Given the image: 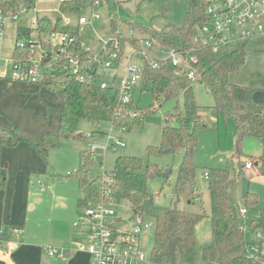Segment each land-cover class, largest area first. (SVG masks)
I'll list each match as a JSON object with an SVG mask.
<instances>
[{
  "label": "trees",
  "instance_id": "obj_1",
  "mask_svg": "<svg viewBox=\"0 0 264 264\" xmlns=\"http://www.w3.org/2000/svg\"><path fill=\"white\" fill-rule=\"evenodd\" d=\"M34 5V0L0 1L2 10L12 13H17L21 9L28 10ZM206 6L205 0H189L180 26L168 25L163 29H156L133 22H128V25L155 38L162 46L181 51L196 69L197 80L213 96V110L222 113L233 122L235 140L229 161L237 159L238 171L232 175L228 167L207 169L209 213L206 214L201 207L197 212H193L155 202L153 196L146 190L148 177L168 176L158 165L147 163L143 166L139 157L119 155L115 159L113 170L108 174L112 179L108 181L102 174H93L90 168L93 158L95 155L100 157L102 149H81L80 165L76 171L78 189L82 194L80 202L86 206L104 198L112 199L114 202L127 201L134 213L151 219L154 222V231L150 255L157 262L259 264L261 257L254 258L248 252L249 245L244 239V215L239 212L240 205L235 197V188L246 160H251L259 173L264 175V100L253 98L256 88L229 80V74L238 70L245 62L243 48L234 49L218 57L209 45L194 40ZM80 7L81 0H60L58 10L61 14L80 16ZM62 19V15L54 20L47 16H37L35 26L17 27L16 40L29 37L43 39L49 32H62L76 39L71 49L77 51L79 46L84 44L79 33V24L77 22L75 25L64 24ZM114 29L115 21L112 19L111 32ZM24 53V50L15 49L14 57L19 58ZM177 70L168 61H159L156 67H152L146 61L143 63L140 87L141 90L149 92L155 100L166 102L174 99L176 102L174 112L166 113L164 116L166 124L162 127L160 144L149 147L148 153L162 155L184 150L173 192L177 196L188 194L191 198L196 189L194 179L197 166L194 157L198 146V131L203 124L199 106L194 99L193 81L189 80L183 71ZM54 74L50 73L38 85H44L60 98L56 132H45L41 141L36 142L20 127L0 128V146L14 147L20 142H26L33 148L49 149L56 147L60 138L84 137L78 132V121L81 117L88 116L87 108L92 105L113 107L115 110L113 125L126 131L133 125L143 122L151 110L149 106L142 112L133 101L134 103L131 102L116 111L118 91L114 85L101 88L96 84L82 82L65 71ZM179 97L182 99L181 107ZM46 110L48 112L50 109L47 107ZM247 135L257 137L261 143V153L256 157L242 154V140ZM242 155L245 160L241 159ZM5 180L6 171L0 167V190L4 187ZM193 200L190 199L188 202ZM257 203V194L246 192L243 196L242 205L246 210L254 208ZM205 216H208L210 221L211 242L201 249V258L196 261L195 228ZM259 226H264V223H260L259 220L250 221V229Z\"/></svg>",
  "mask_w": 264,
  "mask_h": 264
},
{
  "label": "rangeland",
  "instance_id": "obj_2",
  "mask_svg": "<svg viewBox=\"0 0 264 264\" xmlns=\"http://www.w3.org/2000/svg\"><path fill=\"white\" fill-rule=\"evenodd\" d=\"M59 1L34 0L35 5L32 8L28 10L21 9L17 12L15 18L9 16L5 19L0 32L2 47L0 72L6 71L7 74H10L11 65L8 60L14 56L18 26L31 27L37 16H47L54 20L61 15L63 19H68L72 25L76 24L78 15L61 14L58 10ZM91 1L81 0L79 14L86 17L88 21L79 25V33L84 40V44L95 51L101 47L102 40L109 38L112 19L115 21V27L121 32H126L129 29L128 22L151 26L156 29H163L168 25L180 26L189 2V0H98L100 5L97 7L93 6ZM92 12L97 13L100 17L91 18ZM134 33L140 34L142 32L135 28ZM237 48L244 49L245 62L238 70L229 74V80L236 84L254 87L257 89L255 96L264 97V34L259 33L247 40L219 45L214 49V54L219 57ZM125 49L122 56L124 65L127 64V57L133 51L128 44H126ZM157 57L162 58L163 54L158 53ZM134 62L141 64L142 59L134 57ZM192 84L194 99L199 106L203 126L198 131V146L194 157L197 166L194 179L196 189L191 198L188 194L177 196L173 192L184 150L180 149L175 153L162 155L148 153L149 147L160 144L162 127L166 124L164 116L166 113L174 112L176 102L174 99L166 102L155 100L149 92L141 90L140 83L133 91L135 105L142 112H144V108L149 106H151V110L146 114L143 122L133 125L129 130H121L113 125L112 118L115 112L113 107L104 108L92 105L87 108L88 116H83L78 121V132L84 137L60 138L58 145L43 152L44 155L40 153L41 149L29 146L32 151L35 149L40 154V159L43 162L42 166L45 168L43 169L45 173H42V178H40L42 182L47 179V182L53 185V196L44 199L39 205L37 219L40 220V226L37 228L33 225L26 228V241L39 244L41 248L40 255L35 257L34 262L26 264L68 263L71 256L58 258L57 256L47 255L44 250L48 246L58 248L63 252L69 250L71 253H77L78 251L77 238L84 230V221L79 220V216L84 218V207L77 202V195L80 192L77 185L76 171L80 165V149H102L100 157L95 155L91 162L90 168L93 174L107 176L113 170L115 159L119 155L139 157L143 166L147 163L156 164L164 172L169 169L168 172H165L168 175L167 177L161 175L148 177L146 190L153 196L155 202L193 212H197L198 208L201 207L206 214L209 213L208 182L205 177L207 169L228 167L232 175L238 171L237 159L234 158L229 161L234 148V127L230 118H226L222 113L213 110L214 99L206 87L197 79L193 80ZM44 92L46 93L44 99L48 102L47 105L50 109L47 113L50 115V119H53L54 112L59 110L60 99L56 93L49 91L46 87L43 89L42 96ZM6 97L0 98V114L4 117H8L4 114L8 112V109H4L2 105L3 103L9 104L11 101ZM14 99L16 100L15 96ZM179 100V106L181 107V97H179ZM0 126L4 129L13 127L11 125ZM50 126L51 124L45 129H41L34 125L32 131L41 135L42 130H48ZM109 132L118 136L124 142V145L112 144L108 138ZM28 135L36 142L41 141V139H34L29 133ZM261 148V143L257 137L251 135L243 137L242 154L256 157L260 154ZM244 155L241 156L243 160L246 159L243 157ZM68 172L72 174L67 175ZM237 179L235 197L239 205L243 204V196L246 192L257 194V207L248 209L244 216V239L248 245L257 244L258 239L255 231L249 230V224L251 220L258 219L259 216V222L264 223V175L260 174L254 166L250 171L242 168V174ZM189 198L194 199L193 201H196V203H193V201L189 203ZM110 201L113 202L112 208L116 217L120 218V228L128 230L134 224V221H132L134 217L133 209L127 201L114 202L112 199ZM153 231V228H149L140 240V248L147 255H150L151 252ZM195 235V260L199 261L201 249L211 242L208 216L202 218L196 225Z\"/></svg>",
  "mask_w": 264,
  "mask_h": 264
},
{
  "label": "built area",
  "instance_id": "obj_3",
  "mask_svg": "<svg viewBox=\"0 0 264 264\" xmlns=\"http://www.w3.org/2000/svg\"><path fill=\"white\" fill-rule=\"evenodd\" d=\"M205 1L207 6L204 17L198 24L194 40L209 45L214 50L222 44L247 40L259 33L264 34V0ZM99 5L98 0L93 1V6ZM9 16L15 18L17 13L5 12L0 6V32L5 19ZM99 17L97 13H91V18ZM62 20L64 24L71 23L66 18ZM87 21L86 17L80 15L76 22L81 25ZM35 23L34 20L32 26H35ZM75 41L73 37L55 31L49 32L43 39L20 38L16 40L14 50H24L25 53L19 58L14 56L10 58L8 60L11 65L10 74L3 71L0 72V77L37 84L50 73L55 75L56 72L65 71L82 82L96 84L101 88L114 85L118 91L116 111L134 101L133 91L141 81L143 63L146 61L152 67H156L159 61H168L176 70L179 69L177 71H183L189 80L197 79L196 69L181 51L162 46L155 38L146 34H135L134 29L130 27L126 32H121L115 27L109 38L102 40V45L97 51L85 44H81L77 51H73L71 46ZM126 44L129 48L131 46L133 51L124 65L122 56ZM1 51L0 40V53ZM158 53H162L163 57L158 58ZM134 57H140L142 63H135ZM108 138L112 144L124 145V142L112 132H109ZM94 149L96 148H92ZM253 167L251 160L245 161V170L250 171ZM69 174L70 172L67 173ZM207 176L208 173L205 172V177ZM104 177L108 181L112 179L111 175ZM33 182L41 189L49 188V185L38 177H34ZM112 203L109 199L90 203L84 206V218L79 216V220L84 221L85 235L84 239L78 242V250L88 254V264H168L157 262L140 248L141 237L149 228H154V222L134 213L132 220L134 224L128 230L120 228V218L116 217ZM239 212L245 216L247 210L240 205ZM249 230L255 231L258 239L257 244L248 246L249 255L254 258L261 257L259 264H264V226ZM45 250L50 256L64 255L63 251L56 248L46 247Z\"/></svg>",
  "mask_w": 264,
  "mask_h": 264
},
{
  "label": "crops",
  "instance_id": "obj_4",
  "mask_svg": "<svg viewBox=\"0 0 264 264\" xmlns=\"http://www.w3.org/2000/svg\"><path fill=\"white\" fill-rule=\"evenodd\" d=\"M44 87L38 83L0 77V98L8 95L6 98L11 99L9 104L3 103L2 105L4 109H8V112L4 113L8 117L0 114V125L20 127L36 140H40L46 131L56 132L60 107L57 112H54V118L50 119L46 110L48 102L44 99L46 93L44 92L42 96ZM19 95L21 96L20 100ZM14 96L19 101H16ZM253 98L264 100V97L255 96V94ZM49 124H51L50 128L42 130L41 135L32 131L34 125L45 129ZM29 146L26 142H20L14 147L0 146V167L6 171L5 184L0 190V264L34 262L35 257L39 256L41 252L39 244L26 241V228L33 225L37 228L40 226V220L37 219L39 205L44 199L53 196V185L45 179L49 188L41 189L37 183L33 182L35 176L39 179L42 178L41 174L45 173L43 170L45 168L42 166L40 154L35 149L32 151ZM46 150L48 149L43 148L40 153L44 155L43 152ZM79 192L77 195L78 204L81 203L80 198L82 197L80 190ZM81 204L83 207L85 206L83 203ZM256 207L257 205L253 209ZM259 219L260 216L253 220ZM84 235L85 227L78 235V242L84 239ZM44 251L46 252V250ZM63 253V256L57 257L71 256L67 264L89 263L88 254L83 251L78 250L77 253H71L66 250Z\"/></svg>",
  "mask_w": 264,
  "mask_h": 264
},
{
  "label": "water",
  "instance_id": "obj_5",
  "mask_svg": "<svg viewBox=\"0 0 264 264\" xmlns=\"http://www.w3.org/2000/svg\"><path fill=\"white\" fill-rule=\"evenodd\" d=\"M168 171H169V169H166V170H165V172H168Z\"/></svg>",
  "mask_w": 264,
  "mask_h": 264
}]
</instances>
